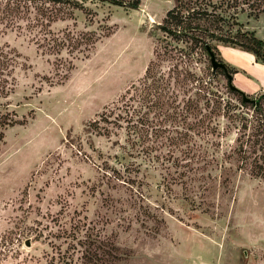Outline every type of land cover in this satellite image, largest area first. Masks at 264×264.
I'll return each instance as SVG.
<instances>
[{"label":"rangeland","instance_id":"374dc122","mask_svg":"<svg viewBox=\"0 0 264 264\" xmlns=\"http://www.w3.org/2000/svg\"><path fill=\"white\" fill-rule=\"evenodd\" d=\"M179 1L142 0L138 10L84 3V11L52 25V52L16 32L0 38L21 56L17 88L3 102L24 123L0 141V264H264V181L223 153L238 129L214 155L225 167L203 169L201 154L161 148L159 129H168L167 142L183 128L180 117L178 127L161 124L154 109L155 167L132 173L130 185L117 173L124 131L102 123L111 128L104 135L92 127L140 86L151 62L160 63L157 53L177 46L160 25ZM237 19L264 41V13ZM214 44L233 85L264 108V64ZM193 56L190 87L213 71L205 56ZM162 65L165 73L172 66ZM210 89L241 104L222 74ZM247 109L253 114V104Z\"/></svg>","mask_w":264,"mask_h":264},{"label":"trees","instance_id":"16d2710c","mask_svg":"<svg viewBox=\"0 0 264 264\" xmlns=\"http://www.w3.org/2000/svg\"><path fill=\"white\" fill-rule=\"evenodd\" d=\"M87 2L138 10L142 0H0V38L9 32H16L18 36H29L38 47L46 45L47 50L52 52L57 45L52 25L73 16L75 11H84V3ZM246 11L251 17H260L264 13V0H181L167 13L160 29L177 46L169 45L166 52L157 53L160 63L151 62L140 86L133 87L128 92L129 96L92 123L95 131H107L104 135L111 134V128L102 129V123L124 131V140L120 145L123 154L119 160L117 158L121 167L117 173L123 182L133 185L132 173L141 174L143 166L146 171L155 167L152 152L156 147L150 145L154 109L163 118L161 124L171 122L178 127L180 117L183 128L179 137H166L167 142H163L162 137L165 138L168 129L165 126L159 129L155 136L161 148L183 147L179 149L193 157L201 154L202 161H205L203 169L225 167L214 155L222 152V141L229 137L233 129H238L233 145L228 142L226 149L229 150L223 153L232 160L239 158L238 169L250 168L257 178L264 181V108L261 102L258 105L245 103L242 98L241 104L236 105L233 98L227 100L221 90L213 92L210 85L217 82L218 75L227 78L222 69L208 73V81L200 78L196 87H190L191 81L194 83L195 80H192L188 69L194 63V53H200V58L205 56L211 63L210 53L213 52L231 74L229 64L219 59L214 43L250 53L264 64V41L255 32L246 30L237 19L239 13ZM20 58V54L9 44L0 43V141L8 128L24 124L17 112L10 110L11 104L3 102L17 88L16 72L21 65ZM164 61L172 64L168 73L161 71ZM181 89L184 97L178 93ZM236 93L242 96L240 91H228L232 96ZM249 104H253V114L245 111ZM138 159L141 160L139 163L136 162ZM181 176L172 181H182L186 175ZM139 184L141 186L142 182Z\"/></svg>","mask_w":264,"mask_h":264},{"label":"water","instance_id":"95a60500","mask_svg":"<svg viewBox=\"0 0 264 264\" xmlns=\"http://www.w3.org/2000/svg\"><path fill=\"white\" fill-rule=\"evenodd\" d=\"M211 54V64H212V67H213V71L216 72L218 69H222L224 70V72L226 73V76L228 78V83H229V87L230 89L235 92V91H239L234 85H233V80H234V77L233 75H231L228 71V68L226 67L225 64H222L220 63L217 59H216V56L213 52L210 53ZM241 92V91H240ZM242 93V98H243V102L245 103H253V104H259L260 101L259 100H252L249 96H247L245 93L241 92ZM27 246H30V242L28 241L27 243ZM247 255V253H246Z\"/></svg>","mask_w":264,"mask_h":264}]
</instances>
